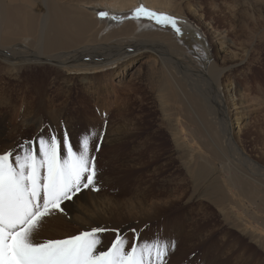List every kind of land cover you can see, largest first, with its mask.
Returning <instances> with one entry per match:
<instances>
[{
    "label": "rangeland",
    "instance_id": "374dc122",
    "mask_svg": "<svg viewBox=\"0 0 264 264\" xmlns=\"http://www.w3.org/2000/svg\"><path fill=\"white\" fill-rule=\"evenodd\" d=\"M6 1L4 0V3ZM31 1L33 3V0ZM31 1L17 0L16 3L29 6ZM136 1H139L140 5L144 7H146V2H152L157 7L156 12L159 11V13L175 17L179 24L183 21L189 22V24L198 28L212 43L209 45L212 56L208 59V62L206 57L203 56L202 60L206 61L205 65L197 61V64H194L195 67H193V72L195 73L198 70L202 77L199 80L203 81L205 79L204 81L207 83L196 80L197 84L195 85V80L189 79V83L193 87L187 88L184 85V80H173L169 74H162L160 67L154 69L151 66V61H146V55L144 57L138 56L124 75L123 83H126V85L117 86L118 95L124 99L121 105L122 116H127L130 125L125 126L124 118L118 113L115 114V112L110 114L107 120L100 118L98 113L94 112L88 94L83 93L80 89H75V94L70 99L71 102L66 103L65 116L74 118L76 122L73 124L71 131L66 127L64 128V135L68 137L73 145H76L90 132L102 133L103 138L98 145L95 137L91 139L90 148L93 150L91 155H94L97 172L101 174L99 184L103 185L106 182L104 174L112 176V180L105 186L104 192L113 205L131 208L136 206L137 193L140 189L143 191L150 190L154 194L159 187L158 192L163 193L159 194V200L162 203L159 208L160 211L158 209L157 213L151 214L150 218H144L148 234H155L159 226L163 227L176 218L179 219L178 223L182 219V224H187L185 226L186 231L191 230L194 225L195 227H203V235L208 238V248L205 249L207 241L204 242L198 234L194 237L192 235L189 238L187 236L185 239L180 238V243L185 245L181 246L177 243V250L172 253L174 260L171 264H205V259L207 262L213 261V264H219L220 259H226L225 264H242L244 259L246 260L245 264H264V233L260 232L261 230L264 231V226H262L264 222L260 217L263 216L264 218V214L252 207L251 203L241 204L242 197L231 192L233 190L237 193L239 189L232 188L230 184H227L225 182L226 174L220 177L217 170L218 165L223 163L222 166L225 168H221L225 172L230 167V162L227 160H230L235 163V166L243 169L248 178L249 176L254 177L250 169L249 172L244 169L246 163L243 159H247L251 163L254 162L258 169L264 170V8L260 11L256 8L257 13L254 16L261 15L263 22H260L255 30L251 28L252 25L248 23L247 19V21L245 19L236 20V25L235 23L228 24L222 19L223 15L215 13L213 24L218 27L217 32H215L208 26V23L202 25L204 23L199 20V16H195L189 11L186 0H127L125 3L130 5ZM251 1L254 2L255 0ZM222 2L224 0H191V6L202 5L204 11L211 12L215 11L213 8L214 3L221 4ZM105 3L111 7L118 5L117 0H110ZM259 3H264V0H260ZM81 6L83 12H92L90 10L93 6L92 3L87 8L88 5L83 1ZM41 7L40 12L44 15L46 11L44 12V6ZM181 8L184 9V13ZM99 11H101V8H99ZM95 15H98V13H95ZM242 25L247 26V28ZM180 28L182 32L183 29ZM218 30L226 33V36H230L232 49L240 51L246 48L248 50L246 57L236 58L235 62L240 63L237 66H233L235 65L233 59L226 57L225 66L230 68L229 74L223 79L219 78V83H221L224 92V87H227L226 84L229 82V78L234 80L237 88L241 91V95H239L242 104L241 112L245 116L247 126L240 136L236 135L238 127L233 129V133L232 128L230 129L235 139L233 142L224 140L222 127L224 119L228 122L230 119L234 120V116L237 114L233 113L236 110H233L230 99H228V103L227 95L224 97L226 100L224 105H227L228 109H218L216 100L212 98L216 96V91L211 90L210 81L207 78L212 76L210 72L212 64L216 61L217 64H221L222 59H224V57L220 58L218 56L220 46L215 42V35L219 34ZM172 33L174 35L177 32L174 30ZM175 36L186 37L188 35L177 33ZM14 37V45L16 47L26 46L27 51H32L33 45L43 40L42 30L35 31L31 35L30 32L23 29L16 33ZM28 53L30 54V52ZM193 60L195 58H188L185 62L189 64ZM0 73L5 78L14 76L7 74L5 70ZM74 73L81 76L80 73ZM131 76H133L132 79ZM55 78L56 73L45 66H37L29 79L31 80V89L28 91V96L37 104L43 100L45 108L36 107L46 119L45 132H54L56 135L53 125L48 120L54 100L52 93L57 88L56 85L53 86L49 83L56 84L54 82ZM9 79L12 80L11 77ZM119 79L120 76H117L116 81ZM153 79H158L159 82L154 81V83L158 84L159 87L157 85L153 88V84H150ZM128 83L136 84V88L129 89L130 86L127 87ZM138 87L139 89H137ZM188 91L191 93L198 92L197 95H194L197 100H201L199 106L194 105L195 107L192 108H184L185 104L190 105V99L186 93ZM56 92L58 93L57 98L59 97L62 100L61 93ZM112 97L113 95L111 99L116 101L115 96ZM180 110H183V112L181 113ZM189 111L190 116H193L191 113L194 112L195 123L184 119ZM227 111H229V114ZM206 122L208 123L206 124ZM189 127L194 129L198 127L202 136L200 137L196 133L191 136L188 130ZM184 133H187V136ZM15 136H17L16 146L21 142L27 143L34 138V129L33 127L24 129L22 132L12 135L13 138ZM107 138L115 141V143L107 142ZM232 144H234V148ZM97 147L98 151H95L94 149ZM5 149L6 146L0 143V153L5 152ZM208 149H211V153ZM237 153H240V156L244 158L236 160L233 155L237 156ZM210 160L214 161L217 166L210 163ZM139 161L144 162L142 167L126 165V162L133 165ZM123 162H125L124 165H122ZM141 169L143 170L141 171ZM255 175L256 177H263ZM229 180L232 182L231 176ZM250 181L264 187V184L257 183L255 178L250 179ZM222 186L224 190L222 189L223 191L220 192ZM172 188H174V192L168 193ZM216 189H219V191ZM219 192L220 194H218ZM151 198L157 199L158 197ZM124 213L123 217L126 218L134 216L130 212L124 211ZM242 214H245V217ZM256 216L259 218H255ZM253 218H255V221L252 223ZM123 222L125 223V221ZM132 229H135V227L130 228L131 233H133ZM81 231L75 227H67L61 229L59 233L48 234L43 240L64 237L66 233L76 235ZM125 233L123 232V234ZM257 235L262 236V239ZM218 239L223 242L225 255L216 253L217 248L215 245L221 243L218 242ZM109 240L107 239L109 244L113 242Z\"/></svg>",
    "mask_w": 264,
    "mask_h": 264
},
{
    "label": "bare ground",
    "instance_id": "6f19581e",
    "mask_svg": "<svg viewBox=\"0 0 264 264\" xmlns=\"http://www.w3.org/2000/svg\"><path fill=\"white\" fill-rule=\"evenodd\" d=\"M16 1L17 0H7L6 3H4V0H0V72L5 70L7 74L14 75L13 77L9 76V78H12V80H10L0 73V143L6 146L5 150L12 149L16 146L17 136L13 138L12 135L20 133L24 129L33 127L34 138L38 135L47 136L48 134V132H45L46 119L43 113L39 112L37 109V107L42 109L45 108V103L43 100L38 104L34 103V100L30 99L28 96V91L31 89V80L29 79L37 66H45L50 71L56 73V78L54 80L56 84L53 82L49 83L53 86L56 85L57 88L52 93L54 100L48 120L53 125L58 137L64 136L65 127L71 131L73 124L76 122L74 118L65 116L67 111L66 103L71 102L70 99L73 98L72 96L75 94V89H80L83 93L88 94V99L90 97L94 112L96 111L100 118L107 120L109 115L114 112L115 114H120V116L123 115L121 105L124 99L118 95L117 86L124 84V75L138 56L144 57V55H146V61H151V66L154 67V69L160 67L162 74H169L173 80H184V85L187 88L193 87L191 83H189V79H194L195 85L197 84L196 80H198V82L207 83L204 81L205 79H203V81L199 80L202 77L198 70L195 71L196 74L193 72V67H195L194 64L196 65L197 61L205 65L206 61L204 62L202 60L203 56L206 57L208 62V59L212 56L209 51V45L212 43H210L198 28H195L187 21L181 22L179 26L183 29L181 33H186L188 36L178 37L175 36L177 33L173 35L172 31L174 32V29L170 27L159 26L155 24L154 21L146 18H131L134 10L141 6L139 1L127 5L125 3L127 0H117L118 5H116V7H111L105 3L110 0H33V3L29 0L31 1L29 6L23 5V3H16ZM83 1L88 5L87 8L91 3L93 4L90 9L92 12H83L81 6ZM186 1L189 5V11L195 16H199V20L204 23L202 25L208 23V26L215 32H217L218 29V27L213 24V16L215 13L223 15L222 19L228 24L235 23L236 20L247 19L248 23L252 25L251 28L253 30L258 27L260 22H263L261 15L254 16L257 13L256 8L259 11L264 8V3L260 4V0H255L254 2L251 0H224L221 4L214 3L213 8L215 11L211 12L204 11L202 5L191 6V0ZM41 2H43V4H41ZM41 6H44V12L46 11L44 15L40 12ZM145 6L156 12L157 7L152 4V2H146ZM99 8H101V11H99ZM181 10L183 13L185 12L184 9L181 8ZM102 11H106L108 16L102 18L100 16V12ZM95 13H98V15H95ZM112 17H115V19ZM242 26L247 28V26ZM39 27L41 28L39 29ZM23 29H26L31 35H33L35 31L42 30L43 40L35 43L32 51H27L25 49L26 46L16 47L14 45V35ZM218 31L219 34L215 35V42L220 46V53L218 52V56L220 58L224 57V59H222L223 61L221 64H217V61L212 64L210 69L212 76L211 78H207H209L211 90L216 91V96L211 97L213 100H216L218 109H228V106L224 105L226 102L224 97L227 95V101L230 99L232 107L234 108L233 110H236L233 113L237 114L234 116V120L230 119L228 122L224 119L222 127L224 140L233 142L235 140L232 134L233 129L238 127L236 135L240 136L244 133L247 126V121L244 119L245 116L241 112L242 104L239 97L241 91L237 88L234 80L229 78V82L226 84L227 87L225 88L223 86L224 92L221 88V83H219V78L223 79L229 74L228 71L230 68L225 66L227 58L233 59V63L235 64L233 66H237L240 63L235 62L236 58H240L241 56L246 57L248 55V50L246 48L240 51L232 49L233 45L230 36H226V33L220 30ZM28 52H30V54ZM188 58H195V60L188 64L185 62ZM74 72L80 73L81 76H78V74ZM117 76H120L118 81H116ZM132 78L133 76H131V79ZM154 81L156 83L159 82L158 79L151 80L150 84H153V88L158 85H156ZM124 85H126V83ZM129 86V89L136 88V84L134 83L129 84L127 87ZM137 89H139V87ZM171 90L173 91V89ZM199 90L201 91V89ZM199 90L196 91L200 92ZM56 91L61 93L62 100L59 97L57 98L58 93ZM167 92L169 93V90ZM188 92L186 93L190 99V105L185 104L184 108H192L195 107L194 105L199 106L201 100H197L194 95L198 92ZM201 94L203 95L204 93ZM112 95L113 97L115 96L114 98L116 101L111 99ZM121 100L122 102H120ZM180 112L182 113L183 110H180ZM194 112L191 113L193 116H190L189 111L184 119L195 123L196 119L194 117ZM227 113L229 114V111H227ZM122 117L126 123L124 125H130V120L127 119V116ZM207 123L208 122H206V124ZM231 128L232 133L230 130ZM195 129L189 127L188 130L190 135L193 136V134L196 133V135L201 137L202 135L199 132L200 129L198 127L196 131ZM107 142L111 144L115 143V141L109 138H107ZM233 145L234 144H232V146ZM233 157L236 158V160L244 158L240 156V153H237V156L233 155ZM227 161L230 162V167L223 172L222 169L225 167L222 166L223 163H220L217 168L218 175L221 177L226 174L225 182L230 184L232 188L239 189L237 193L233 190H231V192L236 196L242 197L244 201H249L255 209L264 214V187L253 184L250 181V179L255 178L257 183L264 184V170L258 169V167L254 165V162L251 163V161L243 159L246 163L244 169L247 172H249L250 169L254 176H249V179L245 175L243 169L235 166L233 161ZM210 163L217 166L214 161ZM124 164L125 162H123L122 165ZM143 164L144 162L142 161L136 162L133 165L126 162V165L130 167H142ZM142 170L143 169H141V171ZM255 174L263 177H256ZM104 175L106 176V182L100 185L99 179L101 178V174L97 172L98 180L96 187L99 189L98 191L93 189L81 191L72 201L64 202L62 205L64 208L63 213H53V215L45 221L41 230V239H45L48 234L59 233L61 229L67 227H75L83 232L102 226L108 229V231L103 234V246L107 247L111 244L108 243L107 239L114 240L115 236L112 230H119L121 233L126 232L124 235L127 237L129 244H131L134 234L131 233L130 228L135 227L141 240H151L158 236L164 240L174 242V250L169 252L166 264H171L173 262L174 257L172 253L176 252L177 243L181 246L185 245L180 243V238L185 239L186 236L189 238L192 235L194 237L198 234L204 242L208 240V238L203 235L202 226L195 227L194 225L191 230L186 231L187 228H185V226H187V224H182V219L178 223V218L171 220L163 227L159 226L155 234H148L145 228L146 221L144 218H150L151 214H156L162 204L159 200V194L163 193L158 192L159 187L154 194H152L150 190L143 191L140 189L137 193L136 206H132L131 208L121 205L117 206L112 204L110 198L107 197L104 192V188L111 182L112 176L108 174ZM230 176L232 182L229 180ZM222 189L224 190L223 186L220 192L223 191ZM216 190L219 191V189ZM173 192L174 188L168 191V193ZM220 192L218 194H220ZM224 194L226 195V192ZM151 197L158 198L153 199ZM217 201L219 202V200ZM124 211L127 213L130 212L134 214V216H128L129 218L123 217L125 215ZM242 215L245 217V214ZM260 217L262 222H264L263 216ZM255 218L259 217L256 216ZM255 218H253L252 223L255 221ZM123 221H125V223ZM262 226H264V224ZM260 232L264 233L262 230ZM72 236L75 235L66 233L64 237H53L50 239H64ZM257 236L262 239V236ZM219 239L218 242L220 241ZM220 242L221 243L215 245L217 248V250L215 249L216 253L218 255H221V253L225 255L226 252L223 250V242ZM207 244L208 241L205 244V249L208 248ZM205 261V264H213V261L207 262L206 259ZM220 261L219 264L226 263V259H220ZM245 262L246 260L244 259L242 264H245Z\"/></svg>",
    "mask_w": 264,
    "mask_h": 264
},
{
    "label": "snow or ice",
    "instance_id": "6c2138e0",
    "mask_svg": "<svg viewBox=\"0 0 264 264\" xmlns=\"http://www.w3.org/2000/svg\"><path fill=\"white\" fill-rule=\"evenodd\" d=\"M131 18H146L181 33L175 17L143 5ZM93 137L98 145L103 135L90 132L73 145L66 135L49 132L0 153V264H166L174 242L158 236L141 240L135 229L131 244L112 230L115 238L107 247L102 240L108 229L102 226L70 238L41 239L45 221L63 213L64 202L85 189L99 190Z\"/></svg>",
    "mask_w": 264,
    "mask_h": 264
},
{
    "label": "crops",
    "instance_id": "0c3cea01",
    "mask_svg": "<svg viewBox=\"0 0 264 264\" xmlns=\"http://www.w3.org/2000/svg\"><path fill=\"white\" fill-rule=\"evenodd\" d=\"M205 149H207V148H205ZM208 151H209V153H211V149H208ZM248 176H249V175H248ZM241 199L243 200V198H241ZM246 202H247L248 204L250 203L249 201H244V200H243L241 204L246 203ZM252 207H253V206H252ZM243 209H245V207H244Z\"/></svg>",
    "mask_w": 264,
    "mask_h": 264
}]
</instances>
